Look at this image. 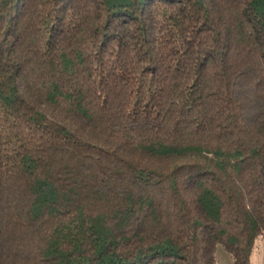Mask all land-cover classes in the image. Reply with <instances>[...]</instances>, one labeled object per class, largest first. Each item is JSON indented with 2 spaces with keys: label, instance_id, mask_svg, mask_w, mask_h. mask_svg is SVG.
<instances>
[{
  "label": "trees",
  "instance_id": "obj_1",
  "mask_svg": "<svg viewBox=\"0 0 264 264\" xmlns=\"http://www.w3.org/2000/svg\"><path fill=\"white\" fill-rule=\"evenodd\" d=\"M264 236V0H0V264H251Z\"/></svg>",
  "mask_w": 264,
  "mask_h": 264
},
{
  "label": "rangeland",
  "instance_id": "obj_2",
  "mask_svg": "<svg viewBox=\"0 0 264 264\" xmlns=\"http://www.w3.org/2000/svg\"><path fill=\"white\" fill-rule=\"evenodd\" d=\"M217 264H233L231 257L224 250H217ZM251 264H264V236L255 242L251 256Z\"/></svg>",
  "mask_w": 264,
  "mask_h": 264
}]
</instances>
